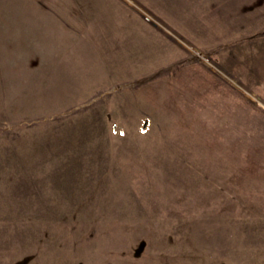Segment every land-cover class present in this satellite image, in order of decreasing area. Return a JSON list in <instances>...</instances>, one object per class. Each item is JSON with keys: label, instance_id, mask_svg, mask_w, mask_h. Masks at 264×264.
<instances>
[{"label": "rangeland", "instance_id": "374dc122", "mask_svg": "<svg viewBox=\"0 0 264 264\" xmlns=\"http://www.w3.org/2000/svg\"><path fill=\"white\" fill-rule=\"evenodd\" d=\"M0 264H264V0H0Z\"/></svg>", "mask_w": 264, "mask_h": 264}]
</instances>
